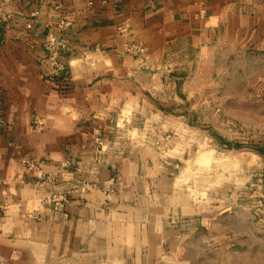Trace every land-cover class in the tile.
Here are the masks:
<instances>
[{"label": "crops", "instance_id": "0c3cea01", "mask_svg": "<svg viewBox=\"0 0 264 264\" xmlns=\"http://www.w3.org/2000/svg\"><path fill=\"white\" fill-rule=\"evenodd\" d=\"M235 3L15 0L4 7L0 264H119L143 241L160 210L150 203L160 169L150 138L129 134L141 131L131 122L147 100L138 84L170 44L224 32L239 16L228 12ZM127 43L145 51L128 53ZM54 192L67 194L63 210L50 202Z\"/></svg>", "mask_w": 264, "mask_h": 264}, {"label": "rangeland", "instance_id": "374dc122", "mask_svg": "<svg viewBox=\"0 0 264 264\" xmlns=\"http://www.w3.org/2000/svg\"><path fill=\"white\" fill-rule=\"evenodd\" d=\"M235 2L144 69L129 134L152 141L160 210L119 264H264V0Z\"/></svg>", "mask_w": 264, "mask_h": 264}, {"label": "built area", "instance_id": "2783aa9c", "mask_svg": "<svg viewBox=\"0 0 264 264\" xmlns=\"http://www.w3.org/2000/svg\"><path fill=\"white\" fill-rule=\"evenodd\" d=\"M15 0H0V29L3 26L4 21L7 18V14L4 12V7L13 3ZM88 3L92 5L94 3V0H88ZM125 50L128 53H143L145 51V48L142 46H138L136 44H129L127 43L125 45ZM3 120L0 118V122ZM68 199L67 194L62 192H54L50 196V202L52 203L54 209L56 210H63L65 203Z\"/></svg>", "mask_w": 264, "mask_h": 264}]
</instances>
